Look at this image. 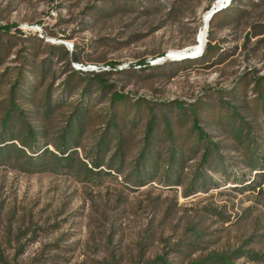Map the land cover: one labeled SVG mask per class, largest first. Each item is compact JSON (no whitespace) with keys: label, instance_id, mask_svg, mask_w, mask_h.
<instances>
[{"label":"rangeland","instance_id":"1","mask_svg":"<svg viewBox=\"0 0 264 264\" xmlns=\"http://www.w3.org/2000/svg\"><path fill=\"white\" fill-rule=\"evenodd\" d=\"M216 1L0 0V27H9L0 31V121L9 89L21 77L15 102L40 144L60 131L79 103L88 111L79 159L112 113L129 123L121 133L119 174L109 169L90 177L52 166L28 172L0 164V264H190L238 248L264 257V190L240 192L230 180L253 179L255 172L221 128L230 114L227 103L264 146L258 100L264 95V0H234L229 11L215 15L206 56L165 60L195 41L205 8ZM92 66L98 70L86 71ZM113 94L123 97L116 107ZM45 99L58 103L48 117L41 113ZM177 106L184 113L196 109L229 180L209 171L217 187L189 192L198 149L181 168L173 167L179 183L174 176L167 185L157 177L132 185L126 176L143 149L151 112L167 118L183 155L195 149L190 119L179 122ZM154 131L159 174L170 143L162 121ZM236 263L252 264L244 258Z\"/></svg>","mask_w":264,"mask_h":264},{"label":"trees","instance_id":"2","mask_svg":"<svg viewBox=\"0 0 264 264\" xmlns=\"http://www.w3.org/2000/svg\"><path fill=\"white\" fill-rule=\"evenodd\" d=\"M233 2L234 0H231L226 8L215 13L211 17L209 23L215 15L229 11V6L233 4ZM208 10V7H206L205 11L207 12ZM5 29L9 30V27H0V31L2 32H7ZM194 42V37H192L187 44L191 46ZM205 45L203 49L204 56H206L209 51L210 42L208 41ZM71 60L74 62L77 61L76 58H72ZM97 82L99 83V81ZM22 86L23 79L18 77L9 89L8 107L0 121V164H17L21 170L28 172L42 171L50 166L59 167L67 169L68 171L77 170L90 177H100L102 174H107L109 169H115L118 174L120 173L118 166L122 163V148L124 146V139L121 137V133L125 126L129 124L122 116L119 117L115 112L111 114L110 118L106 120L103 133L95 140L92 148L84 154L85 160H82L78 158L76 149L81 146L82 134L86 126L85 117L88 113L86 106L82 103H79L77 107L75 106V109L68 116L60 131H58L55 136L51 137V139L40 144L36 140L35 131L31 128V125L25 123V115L15 102L16 96H18L20 90H22ZM258 98L263 116L264 95L258 94ZM122 99L123 97L121 95L113 94L110 99L111 107L118 106L122 102ZM57 106L58 103L50 105L47 99L42 104V115L48 117L53 108ZM224 107V109H226L225 111L230 112V114L221 128L226 130L233 141L239 146L238 150L243 154L246 160L244 164L247 168L255 172L253 179L236 177L234 175L230 180L234 182V184L239 185L240 192H254L257 189L263 191L264 146L256 144L250 126L244 124L243 121L239 119V115L236 113L234 107L229 106L227 103H225ZM177 109L181 112V114L177 115V120L179 122L184 123L190 119L191 130L195 133V149L193 147L192 151H188L189 153L183 155L181 150H179L178 144L174 143V136L171 135V132L168 130L169 123L167 122V118L163 117L159 120L158 117L151 112L143 136V149L139 152L135 160L134 169L126 176L132 185H142L144 182H149V180L154 177H157L158 180H161L162 183L167 185L172 181L171 178L174 176L175 180L172 182L176 184L179 183V173L174 172L173 167L178 166L181 168L182 165L180 164L184 163L187 159L190 160L189 158H191L192 155L195 156L198 149H201L202 153L200 155L198 167L189 183V192L194 191L196 188L202 189L206 187V185L208 186V184L213 186L212 188L217 187L215 183H212V181L207 178L206 174L209 171L214 173L220 172L229 180V170L226 166H223L224 161L222 156L218 154V146L216 143L208 140L199 126L196 109L190 108L189 111L185 113L182 112L179 106H177ZM106 115L108 116V114H104L103 116L105 117ZM182 115H185V117H181ZM157 121L163 122L167 140H169L170 143L165 149L167 158L165 163L160 167L162 173L159 174L156 169L157 163L155 161L158 155H156L153 150V143L155 141L154 130ZM49 147L51 149H49ZM259 147L261 150L258 149ZM111 150L113 151L108 157V152ZM154 155L156 158H154ZM104 165L106 171H102L101 167H104ZM241 258H244L247 263L264 264L263 255L243 250L242 248H238L229 254L209 253L204 258L195 260L190 264H237L236 261Z\"/></svg>","mask_w":264,"mask_h":264},{"label":"bare ground","instance_id":"3","mask_svg":"<svg viewBox=\"0 0 264 264\" xmlns=\"http://www.w3.org/2000/svg\"><path fill=\"white\" fill-rule=\"evenodd\" d=\"M231 0H217L214 5H213V9L220 7L221 5H225L227 4V2ZM228 4V5H229ZM227 5V6H228ZM207 14V12L204 13L203 17ZM208 19H203L202 18V24H201V28L199 29L198 33L196 34L195 37V42L193 45L188 47L187 53H199L201 51H203L205 42H206V33H207V29H208V24H209ZM182 53V51H170L168 56H166L165 60H172V61H178L179 59L177 58L180 54ZM76 69V68H75ZM82 71V70H80Z\"/></svg>","mask_w":264,"mask_h":264},{"label":"water","instance_id":"4","mask_svg":"<svg viewBox=\"0 0 264 264\" xmlns=\"http://www.w3.org/2000/svg\"><path fill=\"white\" fill-rule=\"evenodd\" d=\"M228 4H229V1L227 2V4H225V5H221V6L218 7V8L213 9V7H212L210 10L207 11V14L203 17V19H208V20H210L211 17H212L215 13H217L218 11H220V10L226 8ZM187 50H188V48H185V49L181 50L182 53H181L177 58H178L179 60L189 59V58H196V57H198V56L202 53V51L199 52V53H187Z\"/></svg>","mask_w":264,"mask_h":264},{"label":"built area","instance_id":"5","mask_svg":"<svg viewBox=\"0 0 264 264\" xmlns=\"http://www.w3.org/2000/svg\"><path fill=\"white\" fill-rule=\"evenodd\" d=\"M79 66V65H78ZM81 66V65H80ZM83 68L84 67H82V69L80 68V69H78V70H83ZM98 69H97V67H95V66H92V67H89L86 71H88V72H94V71H97Z\"/></svg>","mask_w":264,"mask_h":264}]
</instances>
